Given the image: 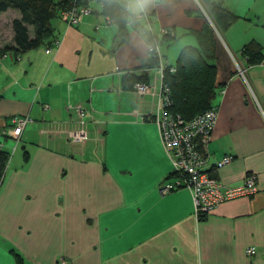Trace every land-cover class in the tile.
<instances>
[{"label": "crops", "instance_id": "obj_1", "mask_svg": "<svg viewBox=\"0 0 264 264\" xmlns=\"http://www.w3.org/2000/svg\"><path fill=\"white\" fill-rule=\"evenodd\" d=\"M217 1L237 17L221 33L200 0H121L129 18L119 34L99 1L86 0L91 13L79 24L53 21L55 49L1 60L0 134L14 118L29 122L0 183V235L20 258L0 264H58L61 257L67 264H264V0ZM7 16L11 24L19 13L0 19ZM146 29L172 34L159 46L169 65L182 47H210L216 119L207 164L231 161L207 171L228 188L255 177V192L200 219L187 189L159 194L173 177L157 128L128 115L149 103L123 82L150 78ZM248 43L263 56L255 65L241 54ZM76 105L89 115L85 143L40 133L70 124L66 107ZM248 247L254 255H245Z\"/></svg>", "mask_w": 264, "mask_h": 264}, {"label": "built area", "instance_id": "obj_2", "mask_svg": "<svg viewBox=\"0 0 264 264\" xmlns=\"http://www.w3.org/2000/svg\"><path fill=\"white\" fill-rule=\"evenodd\" d=\"M198 7L201 9L199 5ZM90 13L91 8L88 5L73 6L61 11L58 20L66 26H75ZM142 17L148 21L145 16ZM148 31L153 39L147 42L146 52L156 63L151 67L148 81L133 84L132 94L137 101L147 99L149 103L146 108L136 106L128 115L139 121H151L157 128L163 152L174 174L173 181L159 185V194L165 195L180 188L187 189L192 201L193 214L198 219L200 215L212 211L223 201L255 192V177L247 175L241 185L228 188L207 171L208 167L219 169L231 161L230 156H224L211 165L207 164L206 146L215 123L216 108L211 107L189 120H183L178 115L168 112L171 98L169 89L163 83V74L165 70L173 72L174 68L163 58L159 46L163 37H172V34L166 29H161L156 34H152L149 29ZM58 43V40H54L52 47L46 48L45 53L55 49ZM4 58L6 57L3 56L0 62ZM237 71L242 76L243 72L240 69ZM47 108V105H43V109ZM66 110L71 117L70 124L56 130L43 128L40 133L48 136L59 135L72 146L81 145L87 141L86 122L89 115L82 106H68ZM28 122L26 116L14 118L12 126L3 132V135L18 141L23 127ZM99 138L97 137V140ZM254 253V247L245 249L246 256H252ZM58 264L67 262L61 257Z\"/></svg>", "mask_w": 264, "mask_h": 264}, {"label": "trees", "instance_id": "obj_3", "mask_svg": "<svg viewBox=\"0 0 264 264\" xmlns=\"http://www.w3.org/2000/svg\"><path fill=\"white\" fill-rule=\"evenodd\" d=\"M98 1L101 5V15L116 25L119 34L124 32L129 18L126 5L121 0ZM200 3L218 33L223 32L237 19L217 0H200ZM86 5H88L86 0H0V14L7 10L19 13V18L12 20L10 24L12 46L0 48V59L3 56H9L14 60L17 56L40 47L51 48L53 41L58 40L53 38L52 23L58 20L60 12L73 6ZM145 31L148 41H151L153 36L147 29ZM164 38L166 37H163L162 40ZM209 50L210 47L207 49L182 47L174 64L171 65L174 71L165 70L163 74V83L169 89L171 98L168 112L178 115L183 120H189L211 108L216 94V86L214 69L207 64ZM241 54L247 65L259 63L263 57L259 47L254 43L243 46ZM150 60L153 66L156 61L153 58ZM125 81L130 87L135 82H146V78H133L127 75L123 77V82ZM7 138L9 137L3 133L0 134V183L9 158V153L3 149L2 143ZM173 176L174 174L171 172L169 177Z\"/></svg>", "mask_w": 264, "mask_h": 264}, {"label": "rangeland", "instance_id": "obj_4", "mask_svg": "<svg viewBox=\"0 0 264 264\" xmlns=\"http://www.w3.org/2000/svg\"><path fill=\"white\" fill-rule=\"evenodd\" d=\"M10 20L11 19L9 17L6 18V21H5V18H3L2 20L0 19V47L10 46V40L12 38V35H11L12 32L11 34L9 32L11 30L10 24H9ZM1 24H5L4 27H2ZM2 143L4 144V150H6L9 153L10 158L13 154V149L15 148H16L15 153L19 155L21 143L18 145V142L14 141L11 138H7ZM9 257L13 258L14 260L16 259L18 260L20 258L19 254L16 252V249L13 247H10V243L3 240L0 235V260H6V259H9Z\"/></svg>", "mask_w": 264, "mask_h": 264}]
</instances>
